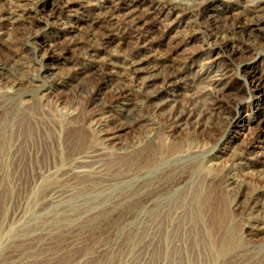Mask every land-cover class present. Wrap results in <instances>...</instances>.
Instances as JSON below:
<instances>
[{"label": "rangeland", "instance_id": "obj_1", "mask_svg": "<svg viewBox=\"0 0 264 264\" xmlns=\"http://www.w3.org/2000/svg\"><path fill=\"white\" fill-rule=\"evenodd\" d=\"M250 1L210 0L195 12L185 13L168 4H156L154 0H29L27 12L12 30L0 27L1 63L17 69L22 61H26L38 71L41 68L39 62H29L32 49L35 48L36 55L43 56L42 65L46 66L39 74L59 81L66 74L79 72L73 63L81 54L73 43L86 38L92 29L101 31L99 25L92 23L91 18L104 14L108 6L114 5L117 7V15L125 14L138 23L142 36L149 42L141 47L143 42L137 40V59L148 58L145 65L157 67L165 60L166 53L171 52L177 66L185 64L179 83L166 90L163 100L175 97L180 100L198 86L212 89L213 85L208 86L199 81L209 66L214 72L207 77L216 74L218 76L212 78H220L215 89L220 88V99L228 105L224 111L229 115L226 119H220V123L215 119L216 126L200 129L198 134L187 138L191 145H202L206 149L203 155L196 158L197 162L191 171L185 172L169 193L161 191L154 197L156 207L123 210L113 205L123 195L117 191L121 185L120 179L107 180L101 177L96 181H88L77 177L39 175L46 168L51 171L55 167L66 168L68 155L74 147V138L82 134L79 129L58 131L55 119L59 120L61 114L75 103L76 90L69 85L54 83L52 93L37 103L31 118L24 119L22 109H17L16 128L10 141L0 143V264H131L125 256L119 259L129 249L123 248V245L134 244L139 236L150 238V228L157 222L173 226L180 223L188 225L191 210L180 205L185 196L182 190L190 187V198L194 199L195 204L198 199L201 206L204 195L216 186L215 182L209 184L210 179L205 177L209 172L205 164L212 155L214 158L221 156L223 163H229L235 153V173L252 186L264 183V3L257 10L247 12L245 18L251 21L246 23L243 10ZM8 3L9 0H2L0 7ZM183 13L186 15L182 17ZM235 23L244 25L243 37L253 45V49L244 53L243 57L232 54L231 46L227 44L224 46L207 42L198 31L203 25L220 31ZM6 30L12 40L28 42L30 54L27 51L16 53L10 50L3 42L8 38L4 35ZM29 36L32 37L30 41L27 40ZM133 46H136L135 41L128 42L116 35L100 45L84 61L90 63L87 68L108 66L113 73L111 78L115 80L118 72L124 73V56ZM98 72L90 71L86 76L79 74L78 83L72 81V84L88 89L100 86ZM19 83H22L24 90L33 87L26 85L25 79ZM7 87L8 83L0 79V90L5 91ZM48 91L44 90L39 95ZM103 98L109 101V94ZM129 98L134 104L132 111L147 113L137 108L142 99L137 90L134 89ZM20 100L26 101L24 106H36L32 96H22ZM82 102L78 103L81 107ZM78 115L81 120L83 112L78 111ZM109 118L102 137H110L111 134L107 133L120 123L114 115ZM117 132L113 135H119L118 138L108 142L110 150L127 147L140 131L130 128L128 131ZM88 135L90 142L99 140L94 134ZM61 141L68 146H60ZM109 171L112 173L114 169L111 167ZM54 182L69 190L68 196L59 203H53L51 196L44 192ZM166 201L172 202V209L165 207ZM249 223L257 227V230L254 229L257 235L253 236L252 244L262 247L264 252V219L256 222L249 219ZM45 246L52 247L49 251L54 250L48 257L44 252L48 249H43ZM52 255L55 258H49Z\"/></svg>", "mask_w": 264, "mask_h": 264}, {"label": "bare ground", "instance_id": "obj_2", "mask_svg": "<svg viewBox=\"0 0 264 264\" xmlns=\"http://www.w3.org/2000/svg\"><path fill=\"white\" fill-rule=\"evenodd\" d=\"M154 1L156 4L162 6L168 4L173 9L180 8L183 12L190 13L195 12L210 0H188L186 3L180 0ZM28 2L29 0H9L7 5L0 7V27L12 30L27 12ZM263 3L264 0H251L250 4L244 7V18L247 12L257 10ZM116 8L110 5L104 14L91 18L92 23L99 25L98 29L101 28V31L92 29L86 38L73 43L81 54L73 63L75 70L79 72L66 74L59 78V81L47 75L41 76L39 72L46 67L41 62L43 56L36 55L35 48L30 54L31 51L27 48L29 47L28 42L14 41L17 39L12 40L9 31H5L4 35L6 34L8 38L3 42L6 46L16 53L27 51L30 54L29 62H39L41 68L36 71L32 65L22 61L17 69H11L7 64L0 62V79L8 83L5 91L0 90V143L5 144L10 141L12 132L16 128L17 109H22L24 119L31 118L37 103L52 93L55 88L54 83L62 86L69 85L76 90V101L70 109L61 114L59 120L55 119V123L59 127L58 131L79 129L82 134L74 138V147L68 155L66 168L55 167L53 171L46 168L45 171H40L39 175L42 177L45 175L77 177L88 181H96L101 177L107 180L120 179L121 185L117 191L123 195L113 205L123 210L143 206L153 209L157 206L154 197L161 191L169 193L174 183L185 172L191 171L197 162L196 158L203 155L206 149L202 145H191L187 138L198 134L200 129L205 130L211 125L216 126L215 119L220 123V119L228 118L229 115L224 111L228 105L220 99V88L215 89L220 83V78L213 79L212 77L218 75L207 77L208 74L214 72L209 66L205 68L199 81L207 83L208 86L213 85L212 89L208 90L205 86H198L193 92L186 94L185 98L179 100L175 97L163 100L166 90L179 83L185 64L182 67L177 66L176 61L172 59L171 52L166 53L165 60L157 67H147L145 63L149 61L148 58L137 59L138 49L136 48L139 44L137 40L143 42L141 47L149 42L142 36L138 23L130 20L125 14L117 15ZM181 15L183 17L186 14ZM245 21L247 23L251 19L245 18ZM203 26L198 31L203 35L204 40L211 44H227L231 46L232 54L243 57L244 53L253 49V45L243 37L244 25L242 24L236 25L235 23L220 31L211 26ZM116 35H120L128 42L135 41L136 46L126 51L124 73L119 74L118 72L117 79L113 80L111 78L113 73L108 66L87 68L90 63L85 62L84 59H88L100 45ZM30 38L32 37L29 36L27 40L30 41ZM188 58L192 61L191 57ZM94 70L99 71L100 86L88 89L75 85L80 78L79 74L86 76ZM24 79L26 85L33 87L24 90L22 83H19ZM72 81L76 83L72 84ZM134 89L142 96V101L140 100L137 108L146 110V114L132 111L134 104L129 96L132 95ZM44 90L49 91L39 95ZM107 93L110 97L109 101L103 98ZM26 95L32 96L35 107L23 105L26 101H21L20 98ZM82 100L81 107L78 103ZM77 110L80 113L83 112L81 120L78 119ZM222 113L225 115H221ZM111 115L120 120V123L118 127L107 133L111 134L110 137H102L103 128L111 119L109 118ZM88 117L90 120H87ZM130 128L140 131L134 141L123 149L110 150L108 142L119 136L113 134L118 133L119 130L128 131ZM216 128L219 129V126ZM88 133L96 135L99 140L90 142ZM60 143V146H68L63 141ZM118 150L119 152H116ZM220 158L222 157L215 156L214 158L212 155L206 161L205 167L209 172L205 177L210 179L209 184L215 182L216 186L204 195L205 199L200 202L201 206L198 204V199L195 204L194 199L190 198V187L187 189L184 187L185 190H182L185 196L180 205L191 210L188 225L181 223L176 226L164 225L162 222H157L154 226L151 224L150 238L139 236L140 238L134 244L127 243L129 247L123 245V248L129 249L122 253L119 259L125 256L131 264H264L262 247L252 244L253 236L257 235L254 229L257 227L249 223V219L255 222L264 219V183L252 186L235 173L236 166L233 163L235 153L229 163H223ZM111 167L114 169L112 173L109 171ZM68 191L59 183L54 182L44 192L51 196L53 203H59L68 196ZM106 205H111V203H106ZM173 206L172 202L165 204V207L171 209ZM51 248L43 247L45 250L48 249L44 251L47 257L54 252V250L49 251ZM53 255L49 258L52 259Z\"/></svg>", "mask_w": 264, "mask_h": 264}]
</instances>
